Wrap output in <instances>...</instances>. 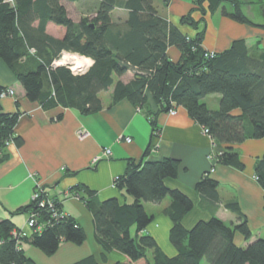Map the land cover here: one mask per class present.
Instances as JSON below:
<instances>
[{
	"label": "trees",
	"instance_id": "trees-1",
	"mask_svg": "<svg viewBox=\"0 0 264 264\" xmlns=\"http://www.w3.org/2000/svg\"><path fill=\"white\" fill-rule=\"evenodd\" d=\"M81 0H0V62L15 76L25 98L43 110L60 107L77 109L83 115L102 110L100 92L113 88L111 104L126 99L142 107L146 93L158 106V112L182 107L201 128L208 131L215 144V165L242 169L234 145L248 139H264V46L260 43L248 49L244 40L234 41L230 48L206 58L201 47L204 31L194 38L182 34L177 27L162 19L153 0H96L93 17H81L74 22L62 4ZM170 0H162L168 4ZM192 10L180 24L198 30L204 17L220 11L221 16L241 25L264 30V23L251 21L243 11L240 0H191ZM251 8L255 2L248 1ZM263 5L264 3H259ZM228 6L230 10L226 8ZM127 12L124 21L114 22L112 12ZM199 13L195 21L193 13ZM48 23L54 24L60 36L46 33ZM180 52L177 62L167 57V49ZM63 52L78 54L92 61L84 74H73L68 67L54 66ZM131 72V81L124 84L118 78ZM117 79V81L115 80ZM6 89V88H5ZM4 88H0V91ZM218 96V108L210 110L203 100ZM235 110L239 114H234ZM19 111L4 113L0 107V162L4 149L17 144L14 128ZM151 136L160 128L155 115L148 117ZM149 148V147H148ZM148 149L144 155H147ZM178 162L171 158L138 163L128 160L124 175L114 180V187L133 199L120 203L116 198L102 202L84 187L70 190L73 196L83 192L80 199L92 213L95 240L104 252L120 253L124 263L116 264H264V239L250 242L252 232L237 203L225 208L237 214L238 223L226 225L212 217L197 222L190 230L183 228L182 217L193 205L178 190L165 186V179H174ZM256 181L264 192V154L255 165ZM218 183L202 176L195 191L202 199L219 203ZM39 200H50L53 207L41 208L38 201L20 207L13 214H34L43 225L39 234L15 240L17 231L10 219L0 221V264H32L20 249L27 242L46 256L53 255L60 243L81 245L85 240L77 221L66 215L61 204L42 186ZM34 191V190H33ZM170 199L166 214L172 222L169 242L176 250L174 257L166 256L150 235H141L152 221L143 203L159 204ZM55 215V216H54ZM28 218V217H27ZM239 234L247 246L235 243ZM152 252V260L147 253ZM72 264H98L86 257Z\"/></svg>",
	"mask_w": 264,
	"mask_h": 264
},
{
	"label": "crops",
	"instance_id": "crops-1",
	"mask_svg": "<svg viewBox=\"0 0 264 264\" xmlns=\"http://www.w3.org/2000/svg\"><path fill=\"white\" fill-rule=\"evenodd\" d=\"M62 4L68 14L70 7L77 11V20L69 14L74 22H78L81 17L95 15L93 5L96 0H81L80 3L63 1ZM153 5L162 19L177 27L187 37L194 38L203 30L201 47L204 51L221 53L230 48L234 41L244 40L247 45L250 37L258 36L259 29L233 22L219 16L218 12L213 16L207 14L204 25L198 30L180 24L181 18L192 10L191 0H170L166 5L162 0H153ZM126 17L125 10L115 9L112 12L114 22L124 21ZM192 18L197 21L199 13H193ZM46 33L55 38L60 36L59 29L52 23L47 24ZM261 44L264 46V39ZM166 53L172 62L180 58V52L175 47H169ZM132 77V73L128 72L118 80L126 84ZM123 78L128 80L124 81ZM0 88H10L14 92V97L0 98L2 111L20 113L14 128L18 143L4 149L5 159L0 162V221L10 219L16 229L24 230L28 213L12 212L29 204L36 184H40L51 197L60 202L62 211L77 221L85 235L81 245L62 241L51 256L21 241L20 249L32 264H72L89 256L98 264L125 262L120 253L104 252L95 240L92 213L80 199L83 192H77V198H74L70 190L84 187L94 193L98 202L116 198L120 203H132L131 197L114 187V179L124 175L128 160L138 163L171 158L178 162L176 178L165 179L164 184L169 189L180 191L192 202V209L181 219L184 229L190 230L197 222L208 221L212 217L226 225H235L238 216L227 210L225 205L237 203L251 232L257 234H252L250 242L259 238V231L264 230V192L254 180L255 165L264 154V139H248L233 146L243 164L242 169L213 165L209 158L210 139L202 133L200 125L182 107L176 108L174 116L166 112L159 113L158 106L147 93L142 107L134 106L126 99L111 104L113 88H110L109 91L99 93L102 110L92 115L60 107L43 110L39 104L26 100L23 88L2 62ZM218 98L210 95L203 102L206 104V100H211L212 108L206 105L210 110H216ZM233 113L239 114V111ZM154 115L160 128L157 137L151 136L148 123V117ZM81 129L87 132L83 139L78 137ZM126 137L131 140L130 143L124 142ZM106 148L110 150L109 157L94 164L93 160L100 157ZM147 149L148 153L144 155ZM206 174L219 185V203L202 199L195 191L196 183ZM169 205V198L159 204L143 203L152 221L139 236L150 235L166 256L174 257L176 250L169 242L172 222L165 212ZM235 243L245 247L249 242H244L236 234ZM147 257L152 260L151 251Z\"/></svg>",
	"mask_w": 264,
	"mask_h": 264
},
{
	"label": "built area",
	"instance_id": "built-area-1",
	"mask_svg": "<svg viewBox=\"0 0 264 264\" xmlns=\"http://www.w3.org/2000/svg\"><path fill=\"white\" fill-rule=\"evenodd\" d=\"M205 57L206 58H213L214 57V52L206 51ZM54 65H55V62H54ZM85 68H86V66H85ZM77 72L81 73L82 72L81 68L78 69ZM73 74H75V73H73ZM4 97H14V92L11 89H9V88H6V89L0 91V98H4ZM168 114L169 115H175L176 114V110L175 109H170L168 111ZM202 133L210 139L211 149L213 150V148H215V146H213V145H215V144H214V141L212 140L211 136L208 134V131L206 129L202 128ZM86 136H87V132H85L84 130L81 129V130L78 131V137L80 139H83ZM118 140H121V139H118ZM124 142L130 143L131 140L128 137H126L124 139ZM213 151L210 152L209 158L212 161V164L215 165L214 164V160H213ZM109 155H110V150L108 148H106V149L103 150L102 155L100 157H97V158H95L93 160V163L95 164L97 161H100L102 158L109 157ZM212 171H213V169H211V172ZM254 180H256V178H254ZM41 187L42 186L40 184H36V186L34 188V191L32 192L31 200H33V201L39 200L40 196L42 195ZM38 206L41 207V208H44L46 206L49 207V208H52L53 207V203L50 200H43L42 201V199H41V200L38 201ZM25 227H26V231L23 230V229H18L17 231H15V230L12 231V233H11L12 238L17 241V240H20V239H23V238H27V237H29L32 234H39V233H41V230L43 229V225L38 223L37 218H36V216L34 214H31L30 216H28V218H27V220L25 222Z\"/></svg>",
	"mask_w": 264,
	"mask_h": 264
},
{
	"label": "rangeland",
	"instance_id": "rangeland-1",
	"mask_svg": "<svg viewBox=\"0 0 264 264\" xmlns=\"http://www.w3.org/2000/svg\"><path fill=\"white\" fill-rule=\"evenodd\" d=\"M242 3H243V11H244V13H245V15L251 20V21H253L254 23H258V24H262V23H264V15H263V11H262V5L261 4H259V3H262V2H260L259 0H240ZM248 1H252V2H255L256 3V5H254L253 6V8H251L250 6H249V4H248ZM264 5V4H263ZM226 8L228 9V11L230 10V8L228 7V6H226ZM68 10H69V14L72 16V18L74 19V20H77V17H78V14H77V11H75L74 9H73V7H70V8H68ZM218 15L219 16H221V14H220V11L218 12ZM257 29V28H256ZM258 33V36L257 37H250L247 41V47H248V49H252L253 47H254V45H256V44H261V41L264 39V30H262V29H259V31L257 32ZM262 45V44H261ZM64 53H67V54H70V55H76V56H78V57H80V58H82L83 60H84V62L86 63L82 68H81V70H82V72L80 73H78L77 72V70H76V72L74 71V70H71L72 69V66L68 63V64H65V65H56V66H63V67H68L69 69H70V71L71 72H73V73H75V74H84L86 71H87V69L92 65V62H91V60L90 59H88V58H86V57H84L83 58V56H80V55H78V54H73V53H68V52H63L61 55H60V57H59V59H61V58H63V55H64ZM59 59H57L56 61H58ZM55 61V62H56ZM85 66H86V68H85ZM85 69V70H84ZM128 76V75H127ZM127 76H125V77H127ZM115 80H116V78H115ZM123 80L124 81H127L128 80V78H123ZM10 89V88H9ZM12 90V89H11ZM109 90H110V88H109ZM108 90V91H109ZM13 91V90H12ZM4 98H6V97H4ZM206 102V104L208 105V107L209 108H212V106H213V102L211 101V100H206L205 101ZM216 108H218V107H216ZM167 114H168V112H167ZM169 115V114H168ZM169 116H174V115H169ZM213 146H215V145H213ZM216 147V146H215ZM211 149V148H210ZM213 150H215V148H213ZM212 149L210 150V152H212L213 151ZM255 178V177H254ZM74 198H77V196H74ZM25 231H26V227H25V229H24ZM259 233H260V237L259 238H262V239H264V230H261V231H259ZM252 234H254L255 236H257V234L255 233V231L252 233ZM202 264H208L205 260H203L202 261Z\"/></svg>",
	"mask_w": 264,
	"mask_h": 264
},
{
	"label": "bare ground",
	"instance_id": "bare-ground-1",
	"mask_svg": "<svg viewBox=\"0 0 264 264\" xmlns=\"http://www.w3.org/2000/svg\"><path fill=\"white\" fill-rule=\"evenodd\" d=\"M85 62L82 58L76 55H70V54L64 53L63 58L56 61L55 65H65L69 63L72 66V70L76 71L82 68L86 64Z\"/></svg>",
	"mask_w": 264,
	"mask_h": 264
},
{
	"label": "water",
	"instance_id": "water-1",
	"mask_svg": "<svg viewBox=\"0 0 264 264\" xmlns=\"http://www.w3.org/2000/svg\"><path fill=\"white\" fill-rule=\"evenodd\" d=\"M260 2H263L264 3V0H259ZM262 11H263V15H264V5H262ZM54 66H56V65H54Z\"/></svg>",
	"mask_w": 264,
	"mask_h": 264
}]
</instances>
